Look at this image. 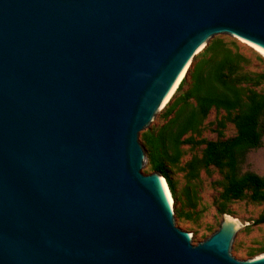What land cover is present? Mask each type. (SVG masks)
Wrapping results in <instances>:
<instances>
[{
	"label": "water",
	"instance_id": "95a60500",
	"mask_svg": "<svg viewBox=\"0 0 264 264\" xmlns=\"http://www.w3.org/2000/svg\"><path fill=\"white\" fill-rule=\"evenodd\" d=\"M219 35L264 54V0H0V264H264L230 255L228 215L193 245L142 173L140 132Z\"/></svg>",
	"mask_w": 264,
	"mask_h": 264
},
{
	"label": "rangeland",
	"instance_id": "374dc122",
	"mask_svg": "<svg viewBox=\"0 0 264 264\" xmlns=\"http://www.w3.org/2000/svg\"><path fill=\"white\" fill-rule=\"evenodd\" d=\"M211 57L224 58L227 63L224 72L230 85L240 90L242 108L248 104L250 97H264V58L243 41L229 36H215L194 58L180 82H183L181 89L178 90L179 84L151 124L140 132L139 143L148 157L142 173L160 174L161 170L168 177L176 196V200L172 197L174 224L181 231L192 233L193 245L201 243L218 230L223 214L236 220L241 228L232 242L230 255L236 260H248L264 253V189L247 185L240 195L234 196L229 191L228 168L225 165L208 168L203 165L208 143L223 142L236 136L234 119L239 110L227 112L211 108L206 114H199L196 127L182 139L176 162L165 159L149 142L165 122L164 113L174 99L181 100V106L185 104L183 99L191 89L193 67ZM187 104L198 110L193 100ZM244 172L264 177V137L260 148L247 153L246 162L240 168V173ZM257 220L262 223L254 224Z\"/></svg>",
	"mask_w": 264,
	"mask_h": 264
},
{
	"label": "trees",
	"instance_id": "16d2710c",
	"mask_svg": "<svg viewBox=\"0 0 264 264\" xmlns=\"http://www.w3.org/2000/svg\"><path fill=\"white\" fill-rule=\"evenodd\" d=\"M226 65L224 58L211 57L194 66L191 89L183 99L185 104L181 106V100L174 99L173 104L164 113L165 122L159 128L156 137L149 142L153 149L165 159L176 162L180 156L179 147L183 143L182 139L196 127L199 114L204 115L211 108L227 112L239 110L234 119L236 136L227 141L208 143L203 156V165L206 168L224 165L228 168L229 191L234 196H238L247 185L255 189H264V177H259L252 172L240 173V168L246 162L247 153L262 146L264 97H250L248 104L242 108L241 92L230 85L224 72ZM182 84L178 90L181 89ZM189 100L195 102L198 110L187 104ZM159 172L171 196L176 200L174 188L168 177L161 170ZM260 223H262L260 220L254 222L256 225Z\"/></svg>",
	"mask_w": 264,
	"mask_h": 264
},
{
	"label": "bare ground",
	"instance_id": "6f19581e",
	"mask_svg": "<svg viewBox=\"0 0 264 264\" xmlns=\"http://www.w3.org/2000/svg\"><path fill=\"white\" fill-rule=\"evenodd\" d=\"M248 45H249V44H248ZM251 47H252V46H251ZM252 48H253V47H252ZM254 49H255V48H254ZM255 51H257V52H258V53L264 58V54H262L261 52H259V51L256 50V49H255ZM187 69H188V67L185 68V70H184V72L182 73L180 79L178 80L176 86L174 87L172 93L170 94V96H169V98L166 100V102L163 104V106H164L165 104H167V102H168V101L170 100V98L172 97V95H173V93L175 92V90L177 89L178 85L180 84V82H181L182 79L184 78L185 73L187 72ZM163 106H162V107H163ZM162 183H163V186H164V188H165V190H166V192H167V194H168V197H169V199H170V201H171V206H172V205H173V199H172V196H171V194H170V192H169V189H168V187H167V184H166V182H165V180H164L163 178H162Z\"/></svg>",
	"mask_w": 264,
	"mask_h": 264
}]
</instances>
